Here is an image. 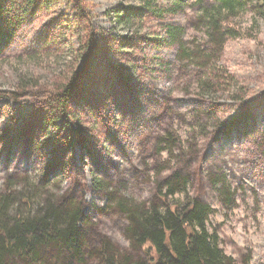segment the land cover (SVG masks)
<instances>
[{"label": "rangeland", "instance_id": "obj_1", "mask_svg": "<svg viewBox=\"0 0 264 264\" xmlns=\"http://www.w3.org/2000/svg\"><path fill=\"white\" fill-rule=\"evenodd\" d=\"M51 1L12 38L7 26L0 34V195L81 204L110 249L135 261L144 250L130 246L117 201L162 204L156 192L178 164L186 194L211 207L207 227L224 253L264 264V0L228 14L226 35L204 20L212 0H82L95 37L88 61L72 58L84 28L77 0ZM207 62L226 72L227 89L202 94ZM62 81L74 88L64 110L47 102Z\"/></svg>", "mask_w": 264, "mask_h": 264}, {"label": "trees", "instance_id": "obj_2", "mask_svg": "<svg viewBox=\"0 0 264 264\" xmlns=\"http://www.w3.org/2000/svg\"><path fill=\"white\" fill-rule=\"evenodd\" d=\"M212 1L213 5L203 7L204 20L208 29L226 35L232 33L225 19L227 15L243 9L252 0ZM75 2L84 28L78 32L82 34L80 46L73 50L72 58L88 61L95 37L91 31L90 15L85 12L82 0ZM50 3L51 0H13L9 3L0 0V34L7 26L9 30L5 32V39L12 38L29 14L34 16L39 10L45 12ZM221 13L226 15L221 16ZM10 15L12 18H8ZM174 33V30L170 32L176 35ZM181 56L183 53L180 52ZM32 58L37 59L36 56ZM196 64L200 66L197 61ZM201 67L204 69L200 70L198 86L202 94H214L230 86L224 76L226 72L218 65L207 62ZM27 83L20 78V86L27 87ZM63 83L54 93L49 92L47 99L48 103L56 102L62 110L74 89L73 83ZM250 116L252 114L243 117V121ZM212 118V125L217 126V116ZM258 134L261 141L257 147H264V128ZM181 167L178 164L171 167L163 179L166 192H156V199L162 204L156 200L143 204L117 201L126 213V238L130 246L144 250L142 259L131 261L129 256L121 259L117 251L111 250L105 237L91 227L81 204L70 202L66 197L49 196L34 200L33 196L15 192L0 195V264H92L90 259L95 254L102 264H235L218 246L217 234L207 227L206 221L212 211L209 204L198 195L189 197L186 194L189 181L186 175L179 173ZM94 183L99 187L102 182L95 177ZM178 192H185L182 200L174 197ZM13 203L15 207H12ZM93 239L98 241L97 251Z\"/></svg>", "mask_w": 264, "mask_h": 264}]
</instances>
